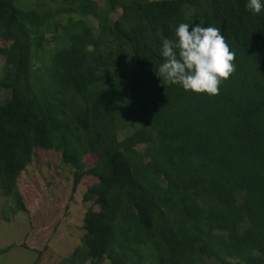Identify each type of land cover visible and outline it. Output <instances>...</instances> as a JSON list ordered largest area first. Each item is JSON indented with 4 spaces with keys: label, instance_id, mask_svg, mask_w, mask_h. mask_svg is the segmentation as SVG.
<instances>
[{
    "label": "trees",
    "instance_id": "1",
    "mask_svg": "<svg viewBox=\"0 0 264 264\" xmlns=\"http://www.w3.org/2000/svg\"><path fill=\"white\" fill-rule=\"evenodd\" d=\"M99 1L0 0V187L26 212L16 187L38 151L72 193L86 184L98 210L60 264H264V13ZM180 23L220 28L235 53L215 96L155 74Z\"/></svg>",
    "mask_w": 264,
    "mask_h": 264
},
{
    "label": "rangeland",
    "instance_id": "2",
    "mask_svg": "<svg viewBox=\"0 0 264 264\" xmlns=\"http://www.w3.org/2000/svg\"><path fill=\"white\" fill-rule=\"evenodd\" d=\"M102 7V2L95 0ZM120 11L110 18L116 20ZM48 34L46 38H51ZM1 45V40H0ZM4 60H0V71ZM6 91L0 92V101L8 97ZM92 162V161H91ZM89 162V166L92 163ZM70 171L61 164L59 155L51 151H38L34 164L18 180L17 191L23 198L26 212L16 211L14 196H8L0 187V246L23 241L30 227L54 234V245L49 246L45 258L55 255V262L69 260L76 248L83 247L84 216L86 211L97 206L83 202L86 184L82 183L72 193ZM17 193V194H18ZM32 240H29V244ZM90 264V263H87ZM92 264V263H91ZM101 264H110L104 260Z\"/></svg>",
    "mask_w": 264,
    "mask_h": 264
},
{
    "label": "clouds",
    "instance_id": "3",
    "mask_svg": "<svg viewBox=\"0 0 264 264\" xmlns=\"http://www.w3.org/2000/svg\"><path fill=\"white\" fill-rule=\"evenodd\" d=\"M245 10L254 17L260 16L264 13V0H246ZM159 51L163 62L156 76L185 92L215 96L219 86L235 70V53L221 29L214 26L180 23L175 29V38H164Z\"/></svg>",
    "mask_w": 264,
    "mask_h": 264
},
{
    "label": "crops",
    "instance_id": "4",
    "mask_svg": "<svg viewBox=\"0 0 264 264\" xmlns=\"http://www.w3.org/2000/svg\"><path fill=\"white\" fill-rule=\"evenodd\" d=\"M29 240H32L30 244ZM54 240L53 233L46 235L43 231L38 229L34 231V228L30 227L23 241L12 242L4 247L0 246V264H60L66 260L56 263L53 254L45 258V253L49 251V247L55 251L50 246L51 244L54 245Z\"/></svg>",
    "mask_w": 264,
    "mask_h": 264
}]
</instances>
